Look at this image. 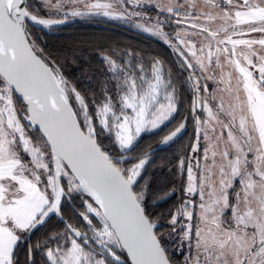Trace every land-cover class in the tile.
Instances as JSON below:
<instances>
[{
	"label": "snow or ice",
	"instance_id": "obj_1",
	"mask_svg": "<svg viewBox=\"0 0 264 264\" xmlns=\"http://www.w3.org/2000/svg\"><path fill=\"white\" fill-rule=\"evenodd\" d=\"M204 3L210 11L186 16L191 18L190 27L198 30L191 35L203 36L207 43L201 41L197 48L186 31L185 37L189 38L181 39L180 44L187 45V52L177 50L193 74L197 66L202 73L213 65L219 68L220 82L225 84L222 91L228 92L232 101L226 111L221 99L215 112L206 99L194 101L193 111L199 105L207 112L209 119L205 124L215 121L220 125L216 139H223L225 148L217 151L215 145H210L205 149V159L211 151L212 161L198 182L193 166L188 165L186 191L198 192L201 203L198 223L187 226L185 237L191 240L195 228V264H201V253L203 264H264V38L233 39L248 33H264V0H225L231 7L224 9L217 0ZM195 6L193 3L192 7ZM29 7V0H0V264H14L20 232L37 228L50 213L59 211L63 181L70 192L90 198L91 202L84 201L86 212L81 215L92 236L73 229L70 248L48 250L51 264H106L109 256L113 258L111 264H170L154 231L157 226L145 213V190L138 177L146 160L123 167L122 157L111 155L98 143L93 123L95 117L103 129L114 131L122 151L129 149L142 131L149 130V126L157 128L175 111L170 82H165L156 65L149 77L125 72L115 61L107 60L110 70L123 78L117 85L118 110L117 103L106 96L90 113L80 93L74 88L69 90L59 69L29 40L28 22L50 28L63 21L40 19L30 13ZM180 7L183 5L170 4L166 11L176 15ZM85 9L86 12L73 11L72 15L123 18L122 13H115L111 2L96 0L86 3ZM201 18L205 23H197ZM216 21L220 23L213 30ZM153 34L159 35L160 31ZM221 56L233 69L226 74L227 79ZM233 78L235 88L231 84ZM195 90L200 91L198 82ZM14 97L22 101L19 114ZM33 127L37 135L27 136L25 129ZM183 127L166 137L165 143ZM18 149L30 156V161L24 162ZM193 151L197 149L194 147ZM214 169L219 173V189L212 179ZM237 179L241 188L235 194V203L230 204L227 189ZM187 204L186 201L179 212L191 221L193 213ZM229 208L231 221L222 218ZM172 223H176L175 216ZM90 241L99 245L103 259L96 258Z\"/></svg>",
	"mask_w": 264,
	"mask_h": 264
},
{
	"label": "trees",
	"instance_id": "obj_2",
	"mask_svg": "<svg viewBox=\"0 0 264 264\" xmlns=\"http://www.w3.org/2000/svg\"><path fill=\"white\" fill-rule=\"evenodd\" d=\"M34 3L39 6L38 9ZM29 4V11L38 17L56 18L47 15L44 6L38 1L29 0ZM88 17H77L70 24L52 25L50 28L28 22L27 31L36 49L42 51L44 57L59 69L67 85L83 95L90 113L96 111L97 104L104 101L106 96L111 97L114 102L119 99L117 85L122 82V77L110 70L107 60L115 61L119 69L124 70L130 65V71L146 75L151 73L154 62L160 60L165 65L171 89L177 93V109L162 127L142 135L129 149L122 151L114 137L98 125L95 117L93 120L98 142L111 155L122 157L123 167L130 168L140 159L148 158L141 176L138 177L145 190V212L156 224V232L171 261L174 264H187L192 251L181 245L178 236L173 239L172 230L177 223L173 224L172 218L182 209L187 196L185 163L196 135L194 119L197 111H193L192 107L193 89L187 76L189 70L177 64L173 45L153 35H142L122 25L102 23L96 17ZM160 18L166 20L172 16L163 15ZM16 99L22 108V102L17 97ZM72 102L74 103L73 99ZM181 125L184 127L177 136L165 143V138ZM29 133L31 137L37 135L35 128L30 129ZM33 141L36 142L35 139ZM181 159H184L182 169ZM63 184L67 190L61 209L63 215L76 229L90 237L89 226L81 215L86 210L84 201L90 198L86 194L70 192L66 181ZM170 193L173 195L169 200L157 203ZM69 236L73 237L67 226L52 216L30 239H25L24 243L18 242L14 249V258L24 244L22 249L25 252L20 253L19 264H30L29 246L33 248V264H50L46 251L62 243L64 247H68ZM112 259L109 256L107 264H111Z\"/></svg>",
	"mask_w": 264,
	"mask_h": 264
},
{
	"label": "rangeland",
	"instance_id": "obj_3",
	"mask_svg": "<svg viewBox=\"0 0 264 264\" xmlns=\"http://www.w3.org/2000/svg\"><path fill=\"white\" fill-rule=\"evenodd\" d=\"M36 1H38L41 5L44 6L45 12L47 15L53 16L56 18L78 17V16L72 15V12L73 11L86 12L87 9H85V4L96 2V0H36ZM101 2L113 3V8L115 10V13H122L123 14V18L117 19V20L127 22V23L132 24L136 27H139L138 25H142L143 27H141V28H143V29L147 28V29H149L148 32H151V33H153V31H160V34L158 36L162 37L163 39H165L166 41L170 42L173 45V47L175 48L176 52L178 53V55L180 57L182 64L186 68H187V66L184 64V57L180 55V51H178L177 48L182 49L185 52H187V45L186 44H180V40L181 39H187L190 37L192 40H194L196 42L197 48L200 47L201 41H203V43H205V44L207 43V41L203 40V36H200V35L192 36L191 35L193 32L198 31V30H194L190 27L191 18L186 16V13H191L192 16H196V15H200L201 12L210 11V9L205 5L204 0H101ZM217 2L221 4L222 9L231 7V6L226 5L225 0H217ZM236 2L242 3V0H234V3H236ZM193 3L196 5L195 7H192ZM57 4H59V7H56ZM170 4L173 6L179 4V5H183V7L177 8L176 9L177 14L173 15L172 13H169L166 11L167 6H169ZM34 6L36 7V9L39 8V6L35 3H34ZM220 10L221 9H216L215 11H220ZM234 10H238V9H233V11ZM135 13H139V15H135ZM87 15L113 19L109 16H104L102 14H99V15L87 14ZM163 15L164 16L171 15L172 18H167L166 20L165 19L163 20L160 18ZM80 16H85V15H80ZM174 17H176V21H183V22L182 23L174 22L173 21ZM197 23H205V21L203 18H201V20L197 21ZM219 23H220V21L214 22L213 30H215V25H218ZM172 25L174 27H172ZM240 27L246 28V26H240ZM171 31H173V33ZM186 31L189 34V37H185ZM177 33H179V37L177 36ZM204 35H206V34H204ZM221 35H223V34H221ZM166 37H167V39H166ZM260 38H264V33L254 32V33H248L244 36H234L233 37V39H260ZM221 47H223V46H221ZM228 47H231V46L229 45ZM238 47L243 48L244 46H238ZM254 47L256 49H259V45H255ZM221 63L224 64V68H223V72L225 74L224 78L227 79L226 74L228 72L233 71V69L224 62L223 56H221ZM116 65H118V64L116 63ZM154 65H156L160 69L161 73L163 74L165 82L171 83L170 78H168L166 75L165 65L160 60L156 61L152 64L151 73L149 75L141 74V73H138V74L150 77L152 72H153V66ZM129 67H130V65H128L124 69V71L128 72V73H134V72L130 71ZM189 71H190L191 79L194 82L193 83L194 84V90H195V87L197 85V82H198V86L200 89V91H198V92L195 90V92L197 94V101L202 100V99H206L209 106L212 107L213 111L215 112L216 111V105H218L221 102V99H223L224 104H225V110L226 111L229 110L228 105L232 101V97L228 94V92L222 91L225 88V84L220 82L222 73H221V70L219 68H215V65H213L212 69H210L207 72L202 73L200 71L199 67L197 66L194 74H193V69H189ZM209 77H211V78H209ZM231 84H232L233 88H235V85H236L235 78L232 79ZM67 86H68L69 90L74 88V87H71L69 85H67ZM205 88L207 89L206 91L204 90ZM169 91L173 93L174 104H175V111L172 112V114H171V116H172L176 112V109H177V99H176L177 93L175 92V90H172L171 87L169 88ZM77 92H79V91H77ZM80 95L83 97V95L81 93H80ZM213 97H215V99H213ZM73 101L75 103V97L74 96H73ZM103 102L104 101L98 103L97 106L102 104ZM14 103H15V106H16L18 114H19L21 107L18 105V101H17L16 97H14ZM114 103H117V110H118V101L114 102ZM196 109L198 110L197 115H196V135H195L194 143H193L192 148H191L190 156L187 159V162L185 163V166H186L185 172H186V176H187V186L189 183L188 172H187L188 165L191 164L193 166V175H194V177L197 178V182H198L199 177L202 174H205L206 166H210L211 161H212L211 151H209V153H208V159L207 160L205 159V149L209 148L210 145H215L217 148V151H223L225 148L224 140L222 139L220 141H217V139H216V137L219 135V133L221 131L220 125L216 124L215 121H209L208 124H205L204 122L209 119L207 112L199 105L196 107ZM171 116L168 118V120L171 118ZM197 118L199 120V123H198ZM221 119H225V117L223 115H221ZM168 120H166V121H168ZM94 122L95 121L93 120V123ZM22 123L27 124V121H22ZM97 123L100 127H102L99 123V120H97ZM163 124L158 125L157 128H155V129H151V127L149 126V130L142 131L140 133V135L134 140L133 144L142 135L159 129L160 127H162ZM34 128L35 127L26 128L25 129L26 135L31 137L29 130L30 129L32 130ZM213 128H215V131H213ZM104 130L106 132H108L109 134H111L115 140L114 131L110 133L107 129H104ZM198 130H199V139H197ZM205 132H207L208 139H205ZM225 139H226V132H225ZM252 143H253V145H255L256 142L253 141ZM117 145L119 146L118 143H117ZM194 147L197 149V151H193ZM18 151H20L21 158L24 162L30 161V159H31L30 156L24 154L22 152V150L18 149ZM143 159L146 160V163L148 162V158H143ZM249 159H251V156L249 157ZM216 160H217V163L219 164L220 163V157L217 156ZM181 161H184V159H181ZM146 163H145V165H146ZM197 163L199 164V167H197ZM183 166H184V164H183ZM183 166L181 165V162H180V168L181 169ZM29 167H31L30 164H29ZM214 171L216 174L212 177V179L215 180L216 187H217V189H219V173L215 169H214ZM141 172H142V169H141ZM66 184H67V182H66ZM187 186H186V189H187ZM67 187H68V185H67ZM240 188H241V186L239 185L238 179H237L236 181H233L232 187L227 189V192L229 194V203L230 204L235 203V199H236L235 194H236V192L240 191ZM71 192H75V191H71ZM88 201L91 202L90 200H88ZM186 201L188 202L187 209L193 213V219L191 221H189L187 216L180 214V212H176L174 216L176 217L177 226L174 230H172V231H174L173 232V239L178 236L179 237L178 239H179L181 245L184 248H186V250L192 251L190 260L187 261V264H195V260H196V256H197V249L195 247L196 241L194 238L195 228L192 229L193 238L191 240H189L188 238L185 237V232L187 231V226L189 224L195 225L198 223V217H199V213H200L199 204L201 203V198H200V195L198 192L193 193V194H190L187 192V196L184 199L183 206L185 205ZM85 212H86V210L82 213H85ZM222 218L225 220L231 221L232 217H231V209L230 208L224 210V216ZM85 222L87 223V221H85ZM201 227H203V225H201ZM26 232H20L19 233L21 238ZM89 232H90V237H91L92 232L90 231V229H89ZM68 238H69V243H70L68 247H64L63 243H62V244L55 246L53 248H50V249L55 251L57 248H59V249H61V251H63L67 248H70L71 247V240L74 237L69 236ZM77 240H78V242H80L79 239H77ZM89 244L92 245L91 241L89 242ZM94 246H96L100 249L99 245H94ZM48 250L46 251V255H47ZM95 255H96L97 259H103V255L97 253L96 251H95ZM49 262L51 264V261H49ZM200 262H201V264H203V254L202 253L200 255ZM106 264H107V261H106Z\"/></svg>",
	"mask_w": 264,
	"mask_h": 264
},
{
	"label": "water",
	"instance_id": "obj_4",
	"mask_svg": "<svg viewBox=\"0 0 264 264\" xmlns=\"http://www.w3.org/2000/svg\"><path fill=\"white\" fill-rule=\"evenodd\" d=\"M30 13H31L32 15H35V14H33L32 12H30ZM36 16H37V15H36ZM37 17H38V16H37ZM38 18H40V17H38ZM75 18H77V17L53 18V19H51V20L63 21L62 23L54 24V25H63V24H70L71 22L74 21ZM81 18H89V17H88V16H81ZM40 19H49V18H40ZM98 20H100V21H102V22H106V23H112V24L122 25V26H124V27H126V28H128V29H130V30L136 31V32H138V33H141V34H144V35H149L148 32H146V31H144V30H142V29H140V28H138V27H136V26L130 25V24H128V23H123V22H121V21H119V20L110 19V18H105V17H98ZM29 23L34 24V23H32V22H29ZM34 25H35V24H34ZM29 40H30V42H32V39H31L30 36H29ZM189 78H190V77H189ZM190 81H191V80H190ZM19 100H20V99H19ZM20 101H21V100H20ZM194 101H197L196 94H194V96H193V104H194ZM21 102H22V101H21ZM196 107H197V106H196ZM195 110H196V108H195ZM97 141H98V140H97ZM98 143H99V142H98ZM156 149H157V147L154 148V150H156ZM149 152H151V151H149ZM62 186L64 187L63 182H62ZM66 194H67V190H66V188L64 187V195L62 196V199H61V204H60V207H59V211L56 212V213H50L49 216L45 218L44 222H43L42 224L38 225L37 228L32 229V230H30V231H27L26 234L21 238L20 242L25 241V239H30L31 236H32V235H33L38 229H40L41 226H43L44 224H46L47 221H48L52 216H55V217H57L60 221H62V222L67 226L69 232H70V233L73 235V237H74V232H73L72 230H73V229H75V230H77V231H79V230L76 229V228H75V227H74V226H73V225H72V224L66 219V217L63 215L62 210H61V209H62V206H63V203H64V199H65V197H66ZM172 195H173V193H170V194L166 195L165 197L159 199V200L157 201V203L159 204V203H163V202L169 200V199L172 197ZM145 213H146V212H145ZM149 219H150V218H149ZM150 220H151V219H150ZM154 231H156V228L154 229ZM156 233H157V232H156ZM157 236H158V234H157ZM158 238L160 239L159 236H158ZM77 239H79V238H77ZM160 240H161V239H160ZM161 243H162V241H161ZM90 246H91L92 248H94L95 251H96L97 253L101 254L100 249H99L98 247H96V246H94V245H90ZM162 246H163V244H162ZM166 254L168 255L167 251H166ZM101 255H102V254H101ZM168 257H169V255H168ZM18 259H19V255H17V257L15 258L14 264H17V263H18ZM169 260H170V264H174V263L171 261L170 258H169ZM32 261H33V251H32V248L30 247V262H32Z\"/></svg>",
	"mask_w": 264,
	"mask_h": 264
},
{
	"label": "flooded vegetation",
	"instance_id": "obj_5",
	"mask_svg": "<svg viewBox=\"0 0 264 264\" xmlns=\"http://www.w3.org/2000/svg\"><path fill=\"white\" fill-rule=\"evenodd\" d=\"M85 16H86V15H85ZM87 16H89V15H87ZM78 17H81V16H78ZM93 17H95V16H93ZM96 18H98V17H96ZM115 20H117V19H115ZM99 21H100V20H99ZM119 21H121V20H119ZM173 21L177 23V21H176V17L173 18ZM101 22H102V21H101ZM121 22H123V21H121ZM102 23H106V22H102ZM123 23H127V22H123ZM109 24H112V23H109ZM128 24H129V23H128ZM115 25H117V24H115ZM130 25H132V24H130ZM133 26H134V25H133ZM172 27H174V26L172 25ZM138 28H140V29H142V30L145 31V29H143V28H141V27H138ZM132 31H133V30H132ZM134 32H136V31H134ZM146 32H148V31H146ZM136 33H138V32H136ZM148 33H149V35H153V36L157 37L158 39H160L161 41H163V42H165V43H169V44H171L170 42L166 41L165 39H163L162 37H160V36H158V35H154V34L151 33V32H148ZM139 34H141V33H139ZM142 35H144V34H142ZM171 45H172V44H171ZM176 54H177V55H175V60H176L177 64L180 65V67L183 68V69H188V68H186V67L182 64V62H181V60H180V57H179V55H178L177 52H176ZM188 70H189V69H188ZM187 76H188L189 82H190V84H191V87H192V89H193V96H194V94H196V92H195V90H194V84H193L194 82H193L192 79H191L190 71L187 73ZM189 77H190V78H189ZM190 80H191V81H190ZM196 97H197V94H196ZM192 107H193V104H192ZM195 111H198V110L196 109ZM196 115H197V114H196ZM194 121H195V124H196V116H195ZM22 243H24V241H23ZM21 246L23 247L24 244H22ZM22 247H20V248L18 249V251H17V255H19V257H20V253H21L22 251L25 252V249H24V248L22 249ZM30 247L32 248V246H29V247H28L29 263H30V264H33V261L30 262ZM38 249H39V246H37V250H38ZM32 251H33V248H32ZM17 255L15 256V258L17 257ZM15 258H14V261H15ZM19 259H20V258H19ZM19 259H18V263H17V264H19Z\"/></svg>",
	"mask_w": 264,
	"mask_h": 264
},
{
	"label": "crops",
	"instance_id": "obj_6",
	"mask_svg": "<svg viewBox=\"0 0 264 264\" xmlns=\"http://www.w3.org/2000/svg\"><path fill=\"white\" fill-rule=\"evenodd\" d=\"M28 162V161H27Z\"/></svg>",
	"mask_w": 264,
	"mask_h": 264
}]
</instances>
